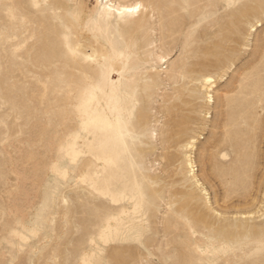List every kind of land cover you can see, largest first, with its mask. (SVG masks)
<instances>
[{
    "label": "rangeland",
    "instance_id": "374dc122",
    "mask_svg": "<svg viewBox=\"0 0 264 264\" xmlns=\"http://www.w3.org/2000/svg\"><path fill=\"white\" fill-rule=\"evenodd\" d=\"M109 1L145 9L0 0V264H264V0ZM96 41L131 56H71ZM85 91L129 122L132 175L105 197L67 152L94 142Z\"/></svg>",
    "mask_w": 264,
    "mask_h": 264
},
{
    "label": "bare ground",
    "instance_id": "6f19581e",
    "mask_svg": "<svg viewBox=\"0 0 264 264\" xmlns=\"http://www.w3.org/2000/svg\"><path fill=\"white\" fill-rule=\"evenodd\" d=\"M66 1L74 2L76 0ZM96 1L97 7L101 8L99 19L105 20L107 23L111 22L112 19H116L120 25L125 24L128 18L139 16L145 9L143 3L113 5V2L109 0L105 4L102 0ZM35 2L38 3V0H35ZM79 47L80 44L69 47L71 56L77 61L92 65L101 64L108 58L110 66L116 68L122 60L131 56V53L127 54V52L108 55L107 49L99 41H96L92 46L93 52H89L80 58ZM131 49L132 47L128 48V50ZM213 83L214 80L211 76L204 77L203 87L212 88ZM193 101L194 96L187 94L183 96L182 100L180 99V105L184 109ZM98 106H100V102L96 94L85 91L81 102L82 126L93 136L94 142L88 145L87 150H79L76 147V141L73 140L67 152L73 162H77L78 159L84 157L81 161V166L86 171L83 180L92 182L91 188L94 194L105 197L119 190L132 175L127 161V153L131 157V150L125 137L129 122L122 117L110 120L107 116L98 112ZM194 143L195 140L189 141L183 149L189 152L194 148ZM194 164L193 156L188 153L185 154V165L189 170L188 173L196 179Z\"/></svg>",
    "mask_w": 264,
    "mask_h": 264
}]
</instances>
